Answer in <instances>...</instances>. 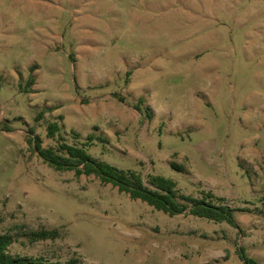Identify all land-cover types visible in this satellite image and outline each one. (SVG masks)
<instances>
[{
	"label": "rangeland",
	"instance_id": "obj_1",
	"mask_svg": "<svg viewBox=\"0 0 264 264\" xmlns=\"http://www.w3.org/2000/svg\"><path fill=\"white\" fill-rule=\"evenodd\" d=\"M30 128L106 138L93 157L223 197L240 228L56 171ZM0 233L57 264H264V0H0Z\"/></svg>",
	"mask_w": 264,
	"mask_h": 264
},
{
	"label": "trees",
	"instance_id": "obj_2",
	"mask_svg": "<svg viewBox=\"0 0 264 264\" xmlns=\"http://www.w3.org/2000/svg\"><path fill=\"white\" fill-rule=\"evenodd\" d=\"M36 66L30 68L31 75L27 85L32 87L36 83L33 75ZM139 111L141 108H137ZM44 116L40 112L37 121ZM57 122L48 125L47 137L53 139L59 132ZM35 130H28L27 140L34 144L35 150L43 161L56 171H74L76 176H96L104 185L112 184L121 193L128 194L131 199L141 200L159 211H164L171 216L184 213L190 208L192 215L206 218L215 222H227L233 227L240 228L235 220V209L225 203V198L217 197L212 192H207L202 198L187 195H179L177 182L172 178L162 175H152L148 178V185L143 176L135 170L121 169L102 159L93 157L88 148L95 144L96 139L107 143V139L90 134L82 144H69L60 142L57 147H44L39 136H35ZM63 140V139H62ZM31 243L46 240H56L61 236L58 228L41 229L27 234ZM14 237L10 233H0V264H57L47 258L12 255L9 252L14 243ZM239 258L244 264H263L249 257L245 250L239 249ZM67 264H79V260L71 259Z\"/></svg>",
	"mask_w": 264,
	"mask_h": 264
},
{
	"label": "crops",
	"instance_id": "obj_3",
	"mask_svg": "<svg viewBox=\"0 0 264 264\" xmlns=\"http://www.w3.org/2000/svg\"><path fill=\"white\" fill-rule=\"evenodd\" d=\"M35 84H36V83H35ZM35 84H34V85H35Z\"/></svg>",
	"mask_w": 264,
	"mask_h": 264
}]
</instances>
